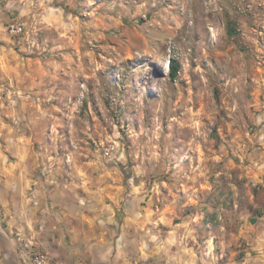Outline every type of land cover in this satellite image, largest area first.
Returning <instances> with one entry per match:
<instances>
[{"label": "rangeland", "instance_id": "374dc122", "mask_svg": "<svg viewBox=\"0 0 264 264\" xmlns=\"http://www.w3.org/2000/svg\"><path fill=\"white\" fill-rule=\"evenodd\" d=\"M0 23L19 60L0 119L17 112L57 164L118 166L136 194L223 231L264 130V0H0Z\"/></svg>", "mask_w": 264, "mask_h": 264}, {"label": "crops", "instance_id": "0c3cea01", "mask_svg": "<svg viewBox=\"0 0 264 264\" xmlns=\"http://www.w3.org/2000/svg\"><path fill=\"white\" fill-rule=\"evenodd\" d=\"M0 46V78L11 77L19 60ZM2 113L0 264H33L34 252L64 264H264V130L245 145L247 165L235 175L247 190L219 231L214 215L180 214L136 194L118 166L57 164L42 149L47 137L18 132L17 112Z\"/></svg>", "mask_w": 264, "mask_h": 264}, {"label": "built area", "instance_id": "2783aa9c", "mask_svg": "<svg viewBox=\"0 0 264 264\" xmlns=\"http://www.w3.org/2000/svg\"><path fill=\"white\" fill-rule=\"evenodd\" d=\"M9 28L12 34H20L23 32V25L22 23L18 21L11 23L9 25ZM223 210L224 208L222 206L218 207L216 210V219L218 221H222L224 219ZM23 242L27 248L32 246V242L29 240L23 241ZM32 260H33V264H64L59 261H54V259H52V257L48 253H45V252H34ZM138 264H149V263L147 261H143Z\"/></svg>", "mask_w": 264, "mask_h": 264}, {"label": "trees", "instance_id": "16d2710c", "mask_svg": "<svg viewBox=\"0 0 264 264\" xmlns=\"http://www.w3.org/2000/svg\"><path fill=\"white\" fill-rule=\"evenodd\" d=\"M169 68L171 79H175L180 70V63L177 60L171 58L169 60Z\"/></svg>", "mask_w": 264, "mask_h": 264}]
</instances>
